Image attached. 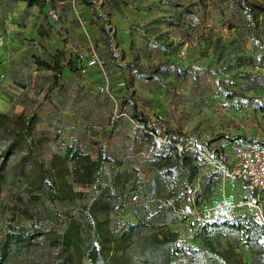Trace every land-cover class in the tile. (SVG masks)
I'll use <instances>...</instances> for the list:
<instances>
[{
    "label": "rangeland",
    "instance_id": "rangeland-1",
    "mask_svg": "<svg viewBox=\"0 0 264 264\" xmlns=\"http://www.w3.org/2000/svg\"><path fill=\"white\" fill-rule=\"evenodd\" d=\"M94 10L87 26L116 102L99 91L104 75L98 68L82 75L69 69L68 60L89 55L70 8L51 26L39 6L0 0V33L13 36L0 65L7 76L0 80V114L7 116L0 127V264H94L86 256L90 245L102 264H220L200 254L208 241L188 216L183 195L190 190L205 220L241 227L240 237L235 228L217 229L211 240L218 250L250 263L246 230L255 218L263 220L264 202L258 206L251 188L225 177L204 142L221 147L228 165L240 136L264 143V10L254 8L255 28L240 0H104ZM36 30L42 39L34 49ZM57 59L68 67L60 75L40 63ZM134 105L155 130L136 121ZM21 113L41 118L28 135ZM164 126L189 136L185 147L172 143ZM101 145L109 160L100 180L72 184L76 194L54 198V156L72 148L96 159ZM176 154L197 166L195 176L178 172ZM148 187L163 199L151 198ZM134 192L146 202L133 201ZM137 204L153 216L123 241L138 223ZM170 207L179 212L173 220ZM72 222L80 224L82 237L67 247L61 238ZM167 232L176 234L169 247L158 243Z\"/></svg>",
    "mask_w": 264,
    "mask_h": 264
},
{
    "label": "trees",
    "instance_id": "trees-1",
    "mask_svg": "<svg viewBox=\"0 0 264 264\" xmlns=\"http://www.w3.org/2000/svg\"><path fill=\"white\" fill-rule=\"evenodd\" d=\"M24 1L28 6H39L43 7L47 1L49 0H22ZM96 0H83L84 4L92 5ZM242 8L245 10V13L250 17V21L252 26L255 28L257 25V13L254 11V8H259L261 10H264V0H261L260 2H250L248 0H240ZM186 12L191 13L193 12V9L190 10L189 8H186ZM255 39V36L254 38ZM54 65L47 64L44 60H41L40 63L42 65H45L46 67L53 69L55 72L57 70L58 74L60 75L61 68L63 66L61 65L62 62H60V59H57L55 61ZM68 65L71 73L73 75L79 74L81 67L85 63V58L83 57H76L71 60H68ZM56 74V77L59 75ZM126 85V82H125ZM124 85V86H125ZM128 89L130 93H133V88L131 83L128 84ZM134 110L132 111V116L136 119V121L140 123H145L147 127L152 128L155 130L156 123H153L151 119L147 116H144L143 113H140L136 110V107L134 105ZM6 114H0V127H3L5 125V118ZM19 122L21 124V129L24 131L25 134H30L31 131L34 129L37 123L41 121V118L39 116L33 115V116H25L23 113L18 115ZM164 131L166 134L170 137V141L172 143H179L182 147H185L186 141L189 139V136L186 134H178L176 131L169 129V127L164 126ZM240 139L247 140L245 136H240ZM212 141L204 142L205 147L210 150L211 152L218 155L220 158V165L227 166V157L224 153V150L221 147H212L211 146ZM157 145V142H155ZM99 155L96 159H92L91 155L89 154H83L81 149H77L75 151L72 150V148H69L66 152V155H55L52 161V167L51 172L55 176V180H53L50 183L52 194L54 195V198L58 197V192H62L64 195L67 193H77L73 191V185L72 184H81V185H89V184H96L102 175L103 168L105 162L109 160L108 156L105 152V147L103 145L100 146ZM175 158L173 161L176 163V167H178V172L184 176H190L193 177L196 175L197 166H193L191 168L190 164L187 162V156L186 154H176L174 156ZM161 160L168 161V158L165 157H159ZM73 163L72 168L69 166V163ZM72 175L71 183L69 181V176ZM242 182V181H240ZM244 186H247L251 188L252 197L251 199L256 201L255 196V190L254 188L248 183V182H242ZM149 188V187H148ZM188 191H186L183 195L184 204L188 205L191 209V205H189L187 202H185V194ZM148 193L150 194L151 198L153 199H163L164 194L162 192H159L156 194L155 191L152 190V188L148 189ZM133 194H137L134 192ZM130 198L132 197V195ZM139 195V194H138ZM144 202L141 200L138 201L139 203H145L147 198L143 199ZM173 206V204L171 205ZM193 210V208H192ZM169 211L172 214L171 220H173L174 216H179V212L173 211V208L170 207ZM133 215L135 218H137L138 223L131 226L122 236V240H129L131 237H133L134 230L138 228L143 223L151 220V217L153 216L150 212V209L147 206H141L140 204H137V206L133 210ZM189 213V212H188ZM228 228V229H236V234L238 237H240L241 227L236 226V224L231 223L230 220H223L221 223L218 222H210L206 220L205 224L201 228V235L205 241H208V248L203 252L201 251L200 254L203 258H211L215 259L217 258L220 261V264H264V220L261 218H255L253 222L250 224L249 228L246 230V239L245 243L250 248L252 252V261L250 263H245L242 258H235L234 255H228L227 253H230L229 249H223L218 250V248L214 245V241L211 240L212 237L216 236V231L219 228ZM82 229L79 223L72 222L65 233V235L61 238V244L71 247V246H77L81 240L82 237ZM170 235L175 237V233L167 232L163 234L162 238H158V243H161L165 245L166 247H169L172 245L173 239L170 240ZM104 250H108L107 247L104 248ZM87 258L90 259L91 263L94 264H102V259L100 258V251H98V248L96 245H90V248L88 249L86 253ZM171 264H181L178 262H172ZM194 264V262H193Z\"/></svg>",
    "mask_w": 264,
    "mask_h": 264
},
{
    "label": "built area",
    "instance_id": "built-area-1",
    "mask_svg": "<svg viewBox=\"0 0 264 264\" xmlns=\"http://www.w3.org/2000/svg\"><path fill=\"white\" fill-rule=\"evenodd\" d=\"M67 2L69 3V6L72 8L75 14L77 28L80 30V32H82L81 34L84 36L87 42V50L89 51V55L85 57V63L81 67L79 75L85 74L89 68H98L99 71L104 75V80L99 86V91L116 102V97L113 93V88L111 87V79H109V77L106 75L105 60L100 55L98 50L99 48L97 47V42L93 38L91 32L88 30L87 19L81 8H79V5L84 3L83 1L78 2V0H60L58 4L60 6H64ZM95 2L96 3L92 5H86L90 6V8H98V5H100V3H103L104 0H96ZM47 16L54 22L60 21L61 17L59 9L53 6L48 8ZM107 28H110L111 33L114 32L112 25L107 26ZM6 39L7 37L5 34L0 35V47L6 43ZM6 77V74L0 71V80L4 81L6 80ZM118 85L119 87H123L125 85V82L122 81L118 83ZM233 150V161L227 166L219 164L224 176L232 181L248 182L256 192V204L258 206L263 205L264 143H256L249 140L238 139L234 143ZM131 199L138 202L141 200V197L138 194H133ZM185 202L191 205V212L188 213V216L194 222L196 228L201 229L206 220L197 209L198 205L194 191L190 190L185 194ZM248 203H251V201L248 200ZM185 264H193V261H187Z\"/></svg>",
    "mask_w": 264,
    "mask_h": 264
},
{
    "label": "crops",
    "instance_id": "crops-1",
    "mask_svg": "<svg viewBox=\"0 0 264 264\" xmlns=\"http://www.w3.org/2000/svg\"><path fill=\"white\" fill-rule=\"evenodd\" d=\"M51 1H52V0L47 1V3H46L43 7H39V9H40V11H41V13H42L41 15L43 16V19H44V17H45L46 20H47V22H49V24H50L51 26H52V25H56V24H58L60 21H58V22H54V21L51 20V18H49V17L47 16V10H48L49 7H51V6L56 7V8L59 9L60 12H61V10L65 9V8H70L71 11H72V13H74L73 10H72V8L69 6V3H68V2H67L64 6H60L59 4L56 6L55 4L52 5ZM59 1H60V0H59ZM59 1H58V2H59ZM35 7H37V6H35ZM79 8H81V10L83 11V13H84V15H85V17H86V19H87V22H89V21H88V18H89L90 16L93 17V19L96 18L95 16L92 15L93 11H95V10H94L95 8H93V7L90 8V6H87L86 4H85V5H84V4L79 5ZM60 19H61V17H60ZM36 21H37L36 23H38V24H42V20H41V19L36 20ZM7 31L9 32V30H7ZM7 31H3L4 34L7 35V34H8ZM76 31L78 32L77 34L80 33V36L84 38V36L81 34L82 32H80V30H79L78 28H76ZM3 32H1L0 35H2ZM12 37H13V36H11V34H8V35H7V39H6V43H5L3 46L0 47V60H1V57H3L4 55H6V54L9 53V50H10L11 47L13 46V45H12ZM32 39L34 40V41H33V44H34V45L32 46V48H34V49H37V47L39 48V47H40L39 44H40V42H41L42 37L39 35V33L37 32V30L35 31L34 35L32 36ZM84 39H85V38H84ZM86 48H87V42H86ZM2 49H4V50H3V53H2V51H1ZM74 51H76V49H74ZM1 61H2V60H1ZM1 61H0V62H1ZM1 64H2V63H1ZM1 64H0V65H1ZM63 68H68V67H67V66H63ZM2 72H4V71H2ZM4 73H5V72H4ZM5 74H6V73H5ZM6 80H7V77H6ZM6 80H4V81H6Z\"/></svg>",
    "mask_w": 264,
    "mask_h": 264
}]
</instances>
